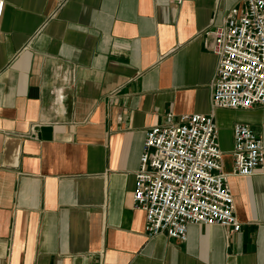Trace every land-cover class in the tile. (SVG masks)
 I'll return each instance as SVG.
<instances>
[{"label":"crops","instance_id":"1","mask_svg":"<svg viewBox=\"0 0 264 264\" xmlns=\"http://www.w3.org/2000/svg\"><path fill=\"white\" fill-rule=\"evenodd\" d=\"M0 264H264V173L234 175L236 124L264 145V107L217 108L208 33L241 0H4ZM214 113L241 223L148 237L133 208L147 132Z\"/></svg>","mask_w":264,"mask_h":264},{"label":"built area","instance_id":"2","mask_svg":"<svg viewBox=\"0 0 264 264\" xmlns=\"http://www.w3.org/2000/svg\"><path fill=\"white\" fill-rule=\"evenodd\" d=\"M5 2L0 0V16ZM217 56L212 89L217 108L264 107V0H241L208 33ZM234 175L264 173V145L245 124H236ZM215 115L193 114L147 132L135 174L133 208L146 213V234L187 241L191 224L241 230L235 202L222 169Z\"/></svg>","mask_w":264,"mask_h":264}]
</instances>
